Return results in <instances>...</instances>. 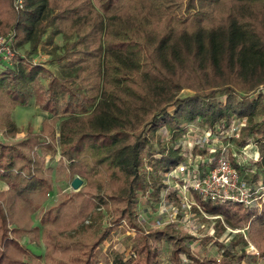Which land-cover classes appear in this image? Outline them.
<instances>
[{
  "label": "trees",
  "instance_id": "16d2710c",
  "mask_svg": "<svg viewBox=\"0 0 264 264\" xmlns=\"http://www.w3.org/2000/svg\"><path fill=\"white\" fill-rule=\"evenodd\" d=\"M11 1L0 0V36L12 33L13 43L29 45V51L16 56L15 69L0 65V129L6 137L16 136L11 113L27 105L28 87L35 106L49 118L38 134L13 143L0 139V264H99V247L123 221L120 234L133 231L125 235L129 254L113 251L106 264H165L162 243L170 249L166 264L246 259L245 251L223 244H218L219 259L200 256L188 246L196 238L173 224L145 233L135 209L139 193L153 210L161 201L177 202L175 192L153 177L178 163L180 148L174 144L194 122L200 130L217 132L235 118L244 119L237 146L252 142L259 154L252 163L256 170L252 173L250 164L245 168V180L264 182V93L259 90L264 87V0H22L17 11ZM50 26L53 37L74 36L57 57L73 76L57 77L30 60ZM183 90L193 95L180 98ZM161 129L166 135L158 143L155 133ZM86 155L107 173H121L118 190L102 180L103 194L90 195L91 217L100 216V207L111 213V222L59 235L55 228L74 194L60 192L44 207L54 188L52 175L73 180V167ZM46 158L56 159L55 166ZM195 201L207 216L246 228L252 244L264 250V198L254 207L198 196ZM41 240L44 254L29 246Z\"/></svg>",
  "mask_w": 264,
  "mask_h": 264
},
{
  "label": "rangeland",
  "instance_id": "374dc122",
  "mask_svg": "<svg viewBox=\"0 0 264 264\" xmlns=\"http://www.w3.org/2000/svg\"><path fill=\"white\" fill-rule=\"evenodd\" d=\"M15 11L19 10L16 9L14 6L13 0L11 1ZM53 32V27L50 26L45 34L42 37V43L39 47L38 54L36 56H33L30 58L32 60L33 64L41 65L50 72H52L57 77H70L74 75V71L72 69H68L65 67L66 61H58L57 57L64 54L67 47L74 41V36L72 38H65L62 34H59L58 36H51ZM12 36V33L9 34L6 37L0 36V65H6L9 68L15 69L16 68V56L21 55L25 56L26 53L29 51V45L26 46H16L15 43H13V40L10 39ZM9 44L7 45L6 43ZM8 46V47H7ZM7 50H6V49ZM9 52V54H8ZM6 60H5V59ZM4 59V60H3ZM6 61V62H5ZM6 63V64H5ZM5 69V67L3 68ZM41 82L46 85L47 79L40 77ZM30 98L28 99L27 105L20 106L15 108L14 112L11 113V118L13 123L16 126L17 134L15 137H6L3 135V132L0 129V139L4 140L7 143H13L15 141H18L25 137L27 133L31 134H38L40 130V125L42 121L45 118L44 112L41 111L37 106H35L33 93L30 90V87L27 89ZM259 90L264 93V87L260 86ZM258 92V90L255 92V94ZM193 92L190 90H183L180 92L179 97L185 98L188 96H192ZM264 100V99H263ZM221 101L224 102V98H221ZM49 118V117H48ZM240 120V119H239ZM244 120V119H241ZM192 125L189 126L188 130L185 132L186 139H194L196 136L203 133L206 129H199V122H194ZM197 127L198 129H193ZM224 132H227L228 129H223ZM164 133V129H161V131H158V133H155V142L159 140L160 135ZM165 134V133H164ZM166 135V134H165ZM182 138L180 137L174 144V148H180V140ZM239 139V138H238ZM237 139V140H238ZM236 140V141H237ZM166 141V140H165ZM183 141V140H181ZM161 142V141H160ZM159 143V142H158ZM181 143V142H180ZM162 144V143H160ZM173 147V145L171 146ZM245 152L248 153V155L253 154L252 152L254 150V145L252 142H249L247 145H244ZM243 147H238L237 142L233 143V145L230 146L231 150H235L236 154L239 157H243L241 155V150ZM257 150V147H255ZM181 152V149H180ZM194 154L193 158L202 162V160H207L210 157H213L215 160L218 159L221 155H218L216 153H210V147L204 146V147H197L195 151H192ZM190 155V154H189ZM198 155V157H196ZM86 159H89L88 161ZM235 157L232 158V163L238 166V170L240 169L245 174V168L252 165L254 162L253 160H247L245 161V165L241 166L238 165L235 161ZM259 159V158H258ZM81 163L74 166V172L76 173L75 177H79L82 180V185L77 190H73L71 188V181H69L67 178L63 176V174H53V191L49 195L47 201L44 204V207H47L49 205H52L56 199L58 194L61 192L63 194H74L72 195V204L67 209L66 214L63 215L59 225L55 228V232L59 235H71L75 232H82L86 225L89 224H99L101 227H106L109 225L112 219V215L109 212H106L104 209H101L100 207L96 209V211L100 212V216L93 219L91 217V212L94 209L95 203L91 198V194L95 190H101V195L103 194V186H102V180L104 185H110L111 188H114L115 190L119 189V182L121 178V173H115L110 174L104 171L101 167H97L91 160L89 156H84L81 159ZM149 158H145L143 160V163L146 164L148 162ZM47 165L54 167L56 164V159H49L46 158ZM170 160L168 158L164 159L162 166L166 167L168 166V162ZM250 164V165H249ZM97 168V169H96ZM144 169L146 171V168L144 166ZM143 169V170H144ZM149 170H151L150 167H148ZM252 173L256 170V167L252 165L251 167ZM147 172V171H146ZM158 172V171H157ZM250 173V171H246V174ZM160 174V173H159ZM157 173L156 176L153 177V179H157L155 181L160 182L161 184L165 185V182L163 179L159 176ZM102 175V178L101 176ZM73 178V179H74ZM101 180V181H100ZM146 180H147V174H146ZM258 180L262 181L263 178L260 177ZM151 182L152 181L151 179ZM105 188V187H104ZM77 192V193H76ZM146 202V198L142 196L140 193L137 196L136 200V221L141 226V228L146 232L154 230L151 228H148L146 226H142L138 221L139 216V205H141L142 202ZM160 203V202H159ZM149 205V204H148ZM159 205V204H158ZM149 207L152 208V206L149 205ZM190 220L191 223H200V229L198 231L197 236H193L196 238L194 242L198 243L197 246L196 243L193 245V252L198 253L200 256H211L219 259L218 253H220V244L228 245L231 249L235 246V250H238L240 252L245 251L247 254V258L242 260L240 264H264V250L260 251L255 245L252 244V242L248 238L247 230L246 228H243V231L245 230V235L240 233L242 232L240 227L232 228L227 222L223 220V218L218 217H208L201 215L199 213H196L195 211H191L190 214ZM39 220V213L37 216L34 217V223L38 225ZM220 221V224L218 223ZM125 222L123 221L121 227L123 226ZM175 223H173L174 225ZM221 225V230L219 231L217 228H219ZM118 227L117 229L113 230L112 233L109 236V239H106L102 245L99 247V264H106L105 258H108L111 254V252H123L124 254L128 255L129 251L126 248L127 244V234L132 235L133 231H126L125 233H122V228ZM175 227V226H174ZM231 228V230H230ZM162 229V228H161ZM177 229V228H176ZM240 229V231H238ZM178 230V229H177ZM182 233L188 234L187 229H184V227L180 228ZM126 235V236H125ZM239 235L242 236L243 241H238ZM213 236V238L211 237ZM205 237H210L209 242H206L203 244L200 240ZM25 241L22 240L23 243L26 242V238H24ZM238 241V242H237ZM246 242V243H245ZM219 244V245H218ZM31 250L36 253L44 254L46 246L45 243L41 240L38 244H30L29 245ZM169 246L166 243H162L160 247V254L161 258L163 259V263L166 264V260L169 254Z\"/></svg>",
  "mask_w": 264,
  "mask_h": 264
},
{
  "label": "built area",
  "instance_id": "2783aa9c",
  "mask_svg": "<svg viewBox=\"0 0 264 264\" xmlns=\"http://www.w3.org/2000/svg\"><path fill=\"white\" fill-rule=\"evenodd\" d=\"M13 2L16 9H21L22 0H13ZM6 44L8 45L9 42ZM243 124L244 120L235 118L227 132L223 130L217 132L205 130L194 139H186L185 135H183L181 137L183 141L180 140L181 143L179 142L181 157L178 163L160 173L167 190L175 192L177 202L161 201L156 210H153L148 203L143 201L139 205V223L151 229H161L175 223L174 226L179 230L184 227L189 234L197 236L200 223L192 224L189 214L195 208L200 214L202 213L201 215H207L202 212L196 203V196L200 197L202 201L212 203H230L242 207L260 206L264 198L263 180H256L251 183L246 181L244 172L241 174L238 166L236 165L235 167L232 163L233 157L236 158V163L241 166L245 165L247 158L254 162L259 160V154L255 147V151L251 155H248L245 152L246 147H243L241 150L243 157L239 158L235 150L230 149V146L236 143L239 138L240 128ZM193 129L198 128L195 127ZM204 146L210 147V153H216L221 156L216 160L210 157L207 160H202V162L194 159L192 151H195L197 147ZM241 231L240 233L245 235L243 228ZM195 243L194 241L189 242L188 246L193 249ZM197 245L198 243L195 246ZM226 246L229 250H232L228 245Z\"/></svg>",
  "mask_w": 264,
  "mask_h": 264
},
{
  "label": "water",
  "instance_id": "95a60500",
  "mask_svg": "<svg viewBox=\"0 0 264 264\" xmlns=\"http://www.w3.org/2000/svg\"><path fill=\"white\" fill-rule=\"evenodd\" d=\"M82 185V180L79 177H75L71 182V188L73 190L79 189V187Z\"/></svg>",
  "mask_w": 264,
  "mask_h": 264
},
{
  "label": "crops",
  "instance_id": "0c3cea01",
  "mask_svg": "<svg viewBox=\"0 0 264 264\" xmlns=\"http://www.w3.org/2000/svg\"><path fill=\"white\" fill-rule=\"evenodd\" d=\"M24 46H26V45H24ZM24 46H23V47H24ZM13 112H14V111H13ZM12 114H13V113H12ZM43 114L45 115V116H44L45 118H48V117H49V115H48L47 113L44 112ZM1 187H2V186H1ZM191 249H192V248H191Z\"/></svg>",
  "mask_w": 264,
  "mask_h": 264
}]
</instances>
